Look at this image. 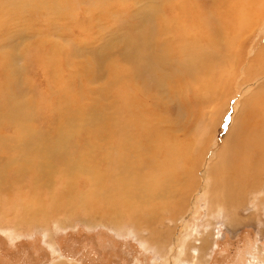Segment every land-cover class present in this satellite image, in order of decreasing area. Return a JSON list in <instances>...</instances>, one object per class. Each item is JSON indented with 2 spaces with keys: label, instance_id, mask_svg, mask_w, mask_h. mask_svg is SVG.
<instances>
[{
  "label": "bare ground",
  "instance_id": "obj_1",
  "mask_svg": "<svg viewBox=\"0 0 264 264\" xmlns=\"http://www.w3.org/2000/svg\"><path fill=\"white\" fill-rule=\"evenodd\" d=\"M28 1L6 0L7 5L4 0L0 2L5 6L0 10V46H7L2 50L0 47V201L21 178L30 177L33 201L17 205L16 210L19 208L20 212L18 224L31 226L41 218L43 221L49 218L45 217V206L37 201L39 194H45L51 215L58 205H62L75 212L79 209L87 218L100 215L103 222L117 228L129 221L139 234L142 226L151 228L169 210L172 214L185 215L190 208V187L197 190L199 186L195 168L199 169L200 162L207 161L205 185L201 191L207 218L200 235L196 234L183 249L184 259L197 256L204 261L202 257L205 249L210 247L215 219L221 218L227 226L237 227L242 221L241 217L238 218L239 213H253L259 208L252 205L249 210L248 195L263 187L259 176L264 172V43H260L264 34L258 33L264 22V0H143L150 4L139 14L140 17L135 16L134 30L128 23L126 30L113 25L106 28L111 33L105 37L100 35L103 25H98L102 47L92 49L82 43L71 47L79 49L76 53L84 58L79 61V66L89 79L98 78L106 71L108 77L116 79L105 83L107 90L120 85L116 90L120 93L114 91V94L124 102L129 116L117 117L112 130L122 134L120 145L132 150L133 154L114 145L105 162L69 159L60 163L61 174L54 170L49 157H66L65 134L60 132L58 140L51 145L42 142L41 133L26 129L27 118L22 112H15L10 103L16 81L11 64L14 67L17 61L12 44L21 42L30 34L40 33L41 26L50 29L55 25L54 21L65 19L67 8L59 2L63 0ZM88 2L94 6L96 14H102L109 0H85L82 5L86 9ZM65 4L70 7L71 3L67 1ZM41 6L46 17L54 20L38 19L43 24L34 29L13 25L16 17H33ZM75 6L77 8L79 4ZM89 16V10L82 11V19ZM111 16L118 17L113 13ZM97 23L92 24L94 28ZM117 33L118 37L113 39ZM62 35L64 37V32ZM114 40L119 45L112 47ZM49 62H52L51 58ZM15 72H18L17 68ZM130 80L136 82V94L139 90L153 94L148 95V105L136 100L134 119L128 118L135 116V112L129 101L130 92L125 89ZM256 80L258 84L243 91L232 106L237 92ZM182 99L185 104L181 109L179 103ZM171 102L176 105L177 113L173 111L168 116L164 110ZM132 109L133 114L130 113ZM230 111V126L220 147L206 157L205 151L215 146L214 137H209L211 131L220 128L225 114ZM64 114L65 110L62 116ZM185 118H188L186 128L183 124ZM105 119L101 113L83 118L90 137L95 135L105 139L102 133ZM12 120L19 123L14 144L9 133L6 134L10 132ZM129 125L136 129L134 140L128 138ZM12 152L26 158L41 157L38 162L20 164L12 171ZM67 157L74 155L68 153ZM128 159L134 161L128 162ZM98 165L105 171L95 168ZM11 171L12 181L7 177ZM58 176L63 180L61 195H55L53 188ZM6 197L3 202L8 200ZM138 242L145 245L142 240L138 239ZM160 248L156 243L154 249L158 251Z\"/></svg>",
  "mask_w": 264,
  "mask_h": 264
},
{
  "label": "rangeland",
  "instance_id": "obj_2",
  "mask_svg": "<svg viewBox=\"0 0 264 264\" xmlns=\"http://www.w3.org/2000/svg\"><path fill=\"white\" fill-rule=\"evenodd\" d=\"M2 1L0 0V2ZM24 1L26 3L28 0ZM63 1L59 2L67 8L66 17L54 21L55 27L53 26L50 29L41 26L44 19L46 21L48 19L54 20L46 17L47 14H45L43 6L38 8L37 12L39 14L36 12L37 16L35 13L32 15L33 17H16L18 19L16 22L13 21L14 26L23 27L26 25L33 29L42 27V30L40 33L28 35L21 42L12 44V51L15 52L17 61H15L14 67L11 64L16 81L12 86L10 103L16 109L15 112L20 111L27 118L26 129L41 133L43 135L42 142H49L51 145L58 140L60 132L65 134L66 157L56 155L49 157V162H52L57 174H61L63 170L60 163L67 162L69 159L77 162H91L92 160V162H105V158L110 154L114 145L124 152L126 150L132 153V150L126 146L125 148L122 144L120 145L122 134H116L118 131L112 130L117 117L126 118V116H129L124 102L117 99L114 94L116 92L120 93L116 91L120 85H115L113 89L107 90L105 83L110 82L111 79H116L108 77L106 71L100 76L101 78L89 79L79 66V61L81 62L84 59L76 53V50L79 49L71 47H77L79 43L92 49H96L98 46V48L102 47L98 25H103L100 35L105 37H108L109 32L111 33V30L106 28L113 25L119 30H126L130 25L134 30L136 28V17H140L139 14L150 4L146 1L142 2L143 0H125V2L109 0L104 6L105 11L102 14H96L91 3L88 2V9L84 8L82 4L85 3V0ZM67 1L69 4L71 3L68 4L71 8L75 4H79L80 8L75 6L71 9L65 4ZM32 2L34 3V0H31ZM77 2L79 3L77 4ZM4 3L7 5L6 0H4ZM3 7H5L4 4L0 5V10ZM74 9L77 11L75 12ZM88 10L90 11L89 18L82 19V11ZM40 11H42L43 16L40 15ZM5 13L16 15L15 12L5 11ZM112 13L118 17L111 16ZM98 16H102L103 19L102 17L97 18ZM91 17L93 20L95 18L97 20L92 21ZM38 19H42L41 24ZM112 19L115 23L112 22ZM37 20L38 22H36ZM103 20L109 23L106 21L104 23ZM95 22H98L94 25L96 28L98 27L97 29L92 25ZM35 23L37 26H35ZM85 31L89 34V31H91V36ZM83 32L87 36L82 35ZM260 33L264 34V22L258 34L261 35ZM96 34L97 36H95ZM117 37L118 33L113 39ZM114 42L112 47L119 45L118 41L114 40ZM260 43H264V36ZM4 47L7 46H2L1 50L5 49ZM50 58L52 62H49ZM14 68H17L18 72H15ZM1 70L0 68V72ZM1 82L2 78L0 77ZM258 82L256 80L239 93L237 92V97L233 100L232 106L240 99L243 91L250 89V87L253 88ZM125 89L130 92L129 101L131 105H134L132 108L135 112V116L130 115L128 118L134 119L136 117V108H134L137 104L136 100H139V104L143 105L147 102L146 105H148V95L153 94L140 90L136 94V82L131 80L129 85L127 83ZM184 104L185 99H182L179 103L181 109ZM175 107L174 103H169L164 113L169 116L173 111L176 112ZM133 109L132 112L130 111L132 114L134 113ZM64 110L66 114L62 116ZM139 111H141V108ZM96 113H101L106 118L103 123L105 128L102 130L105 139H99L100 136L95 135L90 137L87 132V125L83 124L84 117ZM231 117L232 111L227 112L223 118L222 127L220 126L218 130H216V127L211 131L209 137H214L215 146L213 145L205 151L207 153L206 157L213 155L220 147L222 139L229 129ZM187 119L185 118V123L182 119L180 120L185 128ZM18 125L19 123L16 120H12L10 132H6L12 137V144L15 143L18 137ZM128 128V134L130 135L128 138L134 140L136 129L130 125ZM201 132L203 138L204 128ZM130 139H128L129 142ZM94 149L97 153H93ZM117 151L121 152L120 150ZM68 153L73 154L74 157H67ZM10 157L12 158V171H14L20 164L28 165L38 162L41 155L26 158L12 152ZM84 158H88V160L84 161ZM133 161L128 159V162ZM207 164V161L200 162V170L198 167L195 168L199 186L197 190L190 187V208L185 215L172 214L169 210L151 228L142 226L143 228H141L139 234L136 233L135 226H132L129 221L123 222L117 228L105 221L103 222L100 215L87 218L86 214L79 211V209L75 212L62 205H58V208L51 215V210L47 208L48 198L45 194H39L37 201L45 206V208L42 206L44 214H46L45 217L49 218L43 221L41 216V219L39 218L40 222L31 226L18 224L19 221L17 220H19L20 212H18L19 208L16 210L17 205L19 207V204H27V202L33 201L34 197L31 194V178H21L18 185L5 194L10 196L1 197L0 201V264H264V200H262L264 199V172L259 176L263 180V187L254 194L248 195L249 210L254 205L259 207L258 211L239 213L238 218L241 217L240 220L242 221L237 227L227 226L221 218L215 219L212 226L210 247L205 249L206 252L202 257L204 261L199 260L197 256L192 257V259H184V247L192 241L196 234L200 235L207 218L206 206L201 199L202 186L205 185L204 169ZM95 168H100L102 172L105 171L101 165L95 166ZM12 171L7 176L10 181L13 180ZM59 179L60 176L53 183L55 195L62 194L60 187L63 180ZM5 197L8 198V200L6 199L8 202L11 200L9 203L4 201L7 204H3ZM4 209L5 211H3ZM138 239L147 245H141ZM156 243L158 247H161L158 251L154 249Z\"/></svg>",
  "mask_w": 264,
  "mask_h": 264
}]
</instances>
